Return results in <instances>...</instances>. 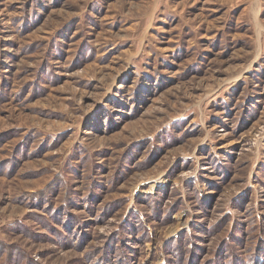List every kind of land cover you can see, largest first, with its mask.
<instances>
[{
    "label": "rangeland",
    "instance_id": "374dc122",
    "mask_svg": "<svg viewBox=\"0 0 264 264\" xmlns=\"http://www.w3.org/2000/svg\"><path fill=\"white\" fill-rule=\"evenodd\" d=\"M0 264H264V0H0Z\"/></svg>",
    "mask_w": 264,
    "mask_h": 264
}]
</instances>
